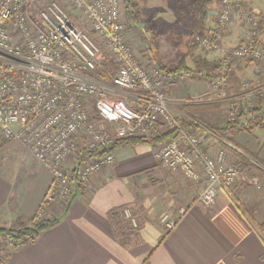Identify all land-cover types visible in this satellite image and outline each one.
<instances>
[{
    "label": "built area",
    "instance_id": "built-area-1",
    "mask_svg": "<svg viewBox=\"0 0 264 264\" xmlns=\"http://www.w3.org/2000/svg\"><path fill=\"white\" fill-rule=\"evenodd\" d=\"M122 3L0 0V131L8 140L20 142L52 174L39 216L44 217L53 203L66 208L78 185L87 187L96 173L111 167L115 162L111 148L117 140L148 136L161 131L159 126L164 127L162 133L176 134L156 150L158 162L179 168L192 183L203 182L198 201L205 206L215 204L220 190L233 199L242 181L260 188L258 175L241 171L239 162H228V150L237 147L227 143L209 152L201 137L184 126L185 119L175 115L168 87L179 75L138 60L127 36ZM217 5L215 29L196 34L194 40L204 51L218 50L220 67L211 90L222 94L234 61L264 65V33L256 14L237 12L239 3L219 0ZM237 21L246 26L248 36L233 46L225 42L224 34ZM104 54L116 68L111 83L93 78L103 76ZM260 85L244 83L260 92L258 101L264 102ZM242 104L247 101L229 103L230 122L248 110L238 109ZM92 151L105 153L89 157ZM186 212L182 208L180 217ZM124 216L138 227L139 215L130 206ZM161 220L165 231L178 223L169 213ZM22 246L9 241L7 249Z\"/></svg>",
    "mask_w": 264,
    "mask_h": 264
},
{
    "label": "crops",
    "instance_id": "crops-1",
    "mask_svg": "<svg viewBox=\"0 0 264 264\" xmlns=\"http://www.w3.org/2000/svg\"><path fill=\"white\" fill-rule=\"evenodd\" d=\"M208 18L209 30L216 21L210 12ZM246 35L248 29L237 21L224 40L235 46ZM211 52L219 56L217 49ZM234 69L228 84L264 79V66L254 62L240 60ZM259 73L261 77H256ZM189 84L168 87L175 115L193 122L188 128L209 152L227 143L237 147L228 150V162L246 157L253 164L246 172L260 176V188L242 181L233 199L220 190L215 204L207 207L198 201L203 182L192 183L179 168L158 162L160 143L120 146L114 150V164L96 173L87 187L79 185L66 208L53 203L44 213L43 218H58L57 224L11 250L6 264H264V128L248 132L228 125L230 110L220 109L221 104L226 107L221 99L197 103L201 110L191 107L197 104L183 96L198 84ZM260 87L264 92V84ZM252 88L244 90L246 97L258 94ZM226 124L229 127L222 129ZM160 134L155 130L151 135ZM51 182V172L18 141L1 143L0 226L11 227L38 214ZM121 206H130L139 215V227L131 235L118 233L112 225L110 212ZM182 208L187 212L180 217ZM166 213L178 218L169 231L161 220Z\"/></svg>",
    "mask_w": 264,
    "mask_h": 264
},
{
    "label": "rangeland",
    "instance_id": "rangeland-1",
    "mask_svg": "<svg viewBox=\"0 0 264 264\" xmlns=\"http://www.w3.org/2000/svg\"><path fill=\"white\" fill-rule=\"evenodd\" d=\"M121 13L122 18L125 22L127 28V36L132 49L137 55V58L142 63H153L159 67L158 63H163L169 68L177 66L179 62L189 63L195 58L206 57L210 60L214 59L218 62L219 56L211 51L207 52L202 50L199 46L195 48L197 44L192 37V20L191 16L186 15L184 12H180L181 5H190L193 0H122ZM234 3H239V9L250 12L251 14H261L264 17V0H231ZM245 1V2H244ZM219 0H215L209 8L211 16H217V3ZM215 14V15H214ZM257 15V16H258ZM216 18V17H215ZM237 17H235L236 19ZM216 21V19H214ZM233 24V23H231ZM230 24V25H231ZM215 25V24H214ZM229 25V27H230ZM216 25L210 29H215ZM209 31V30H205ZM227 33V32H226ZM225 33V34H226ZM224 34V36H225ZM248 35H246L247 37ZM198 45V44H197ZM109 58V57H108ZM110 59V58H109ZM111 60V59H110ZM193 60V61H194ZM244 61V60H243ZM249 60H246V62ZM112 62V61H111ZM113 64V63H112ZM193 64V62H192ZM258 65V64H257ZM264 66V65H260ZM160 68V67H159ZM264 74V73H262ZM256 77H261V74L255 75ZM255 76L249 77V79H254ZM263 76V75H262ZM102 77L101 80L106 78L105 82H108L107 77L101 75H93L94 79ZM244 78V77H243ZM237 79V77H236ZM235 79V80H236ZM230 80V79H229ZM263 81L257 82V84H264ZM246 80H241L240 83H230L224 86L223 93L212 92L210 88V82H206L204 79H193L186 76H179L175 80V86H181L184 84H189L191 82L197 83L196 87L191 93L185 94L186 101L191 103L203 104L204 102H209V99H221L226 104L224 107L220 105V109L228 111L231 106L228 104L232 100H242L246 102V106L242 104L238 109L247 107L248 110H243L249 112V109L258 107L259 97L254 95V98L246 97L244 90L249 89V86L244 87ZM210 83V84H209ZM243 83V84H242ZM234 84V86H232ZM190 85V84H189ZM174 85L169 86V88L175 87ZM264 89V88H263ZM260 92H258L259 94ZM254 94V93H252ZM191 104V107H199L200 105ZM213 105V104H210ZM182 105L179 104L178 107ZM189 106V105H188ZM256 106V107H255ZM185 107V106H184ZM218 108V107H217ZM196 109V108H195ZM197 110H201V107ZM222 111V110H221ZM262 113L258 117H261ZM199 120L198 118H195ZM226 119V118H225ZM186 123H192L190 119H185ZM230 121V120H228ZM201 123V121L199 120ZM106 127V124H104ZM16 130L17 126H13ZM159 130L164 131V127L159 126ZM164 133V132H163ZM0 144L4 142H11L4 137L0 131ZM196 134V132H194ZM20 143V142H19ZM21 144V143H20ZM260 177V176H259ZM263 181V180H261ZM261 182V186H262Z\"/></svg>",
    "mask_w": 264,
    "mask_h": 264
},
{
    "label": "trees",
    "instance_id": "trees-1",
    "mask_svg": "<svg viewBox=\"0 0 264 264\" xmlns=\"http://www.w3.org/2000/svg\"><path fill=\"white\" fill-rule=\"evenodd\" d=\"M214 1L215 0H193L190 3V5L187 6L185 4L181 5L179 11L184 13L187 12L186 15L190 14L191 16V20L193 24V28L191 31L192 37L194 36L195 38L196 34L208 30L207 24L209 21L208 18L209 8L211 7L212 3H214ZM258 17L261 24L260 29L264 33V17L261 16V14H259ZM194 38H193V42H194ZM195 48H198L197 44H195ZM193 60H192L193 64L192 62H189L187 64L181 61L177 64V66L173 68H169L163 63H158V64L162 70L166 71L168 74L171 75L193 77L196 78L197 80L198 78H200L208 82H212L214 79H216L218 75V69L220 67V64L216 60L214 59L210 60L206 57H201V56L195 58L194 61ZM239 64H240V60H236L229 67L230 69H229L227 84L230 79V75L232 74V77L235 75L234 68L236 67V65ZM115 73H116L115 65L112 64L108 56L104 54V70L102 75L104 77H107V80L109 81L111 80V78L114 76ZM103 80H106V78L105 79L103 78ZM260 113H262V116L258 117ZM242 121L247 122V124L244 126L243 125L244 123H242ZM231 124L238 128L244 129L248 132H254L258 128H264V102L260 101L258 107H256L252 111L240 113L237 116L236 120L229 122L228 125ZM189 125H194V124H191L189 122L186 123L185 120L184 126L189 127ZM228 125L226 124L225 127L222 129H226L227 127H229ZM175 134L176 133L174 131H165L160 135L134 136V137L119 139L113 144L111 151H114L115 148L120 146H125L127 144H133L139 142H148V143L156 142L157 144L159 143L161 144L166 140L172 139L175 136ZM104 153L105 152L92 151L89 153V157L101 156ZM241 157L242 158L238 164V167L241 171H248L250 168L253 167V164L246 157L244 156ZM126 207L128 206H121L116 209H113L110 212L109 216L112 225L114 226V229L118 233L123 232L131 235L136 232L139 225L138 227H133L129 223V221L125 218L124 209ZM117 214L118 215L122 214V215L121 217H119ZM57 222H58V218L46 219L40 217L38 213L34 215L31 219L16 223L11 227L0 226V264H6L9 258V254H10L9 252L11 251L7 249V245L9 241H12L15 244H22V245L29 244L33 242L42 232L55 226Z\"/></svg>",
    "mask_w": 264,
    "mask_h": 264
},
{
    "label": "bare ground",
    "instance_id": "bare-ground-1",
    "mask_svg": "<svg viewBox=\"0 0 264 264\" xmlns=\"http://www.w3.org/2000/svg\"><path fill=\"white\" fill-rule=\"evenodd\" d=\"M169 140H170V139H169ZM169 140H166V141H164L163 143H165V142H167V141H169ZM163 143H161L160 145H162ZM160 145H159V146H160ZM167 167H168V166H167Z\"/></svg>",
    "mask_w": 264,
    "mask_h": 264
},
{
    "label": "water",
    "instance_id": "water-1",
    "mask_svg": "<svg viewBox=\"0 0 264 264\" xmlns=\"http://www.w3.org/2000/svg\"><path fill=\"white\" fill-rule=\"evenodd\" d=\"M149 141V140H148Z\"/></svg>",
    "mask_w": 264,
    "mask_h": 264
}]
</instances>
